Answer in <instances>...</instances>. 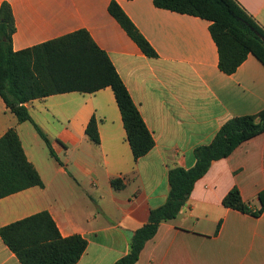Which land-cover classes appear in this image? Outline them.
I'll return each mask as SVG.
<instances>
[{"label":"crops","instance_id":"crops-1","mask_svg":"<svg viewBox=\"0 0 264 264\" xmlns=\"http://www.w3.org/2000/svg\"><path fill=\"white\" fill-rule=\"evenodd\" d=\"M112 1L0 0V9L3 3L12 8L16 52L88 31L155 140L135 160L110 87L32 100L26 103L32 121L23 123L0 95V139L15 129L43 182L0 199V228L47 211L63 237L87 240L77 264H115L126 256L135 231L167 202L170 170L193 168L195 151L209 145L225 123L264 110L263 63L251 54L234 74L223 73L209 21L157 8L153 0H117L156 50L158 57L150 58L111 15ZM237 1L264 27V0ZM93 117L99 145L86 134ZM115 179L123 181L122 189L112 186ZM234 187L245 202L259 206L264 132L212 163L178 217L159 225L136 264H264V213L254 217L224 207ZM0 264H21L1 237Z\"/></svg>","mask_w":264,"mask_h":264},{"label":"trees","instance_id":"trees-1","mask_svg":"<svg viewBox=\"0 0 264 264\" xmlns=\"http://www.w3.org/2000/svg\"><path fill=\"white\" fill-rule=\"evenodd\" d=\"M157 8L200 17L209 21L210 32L219 53V68L234 74L254 55L264 65V27L237 0H153ZM109 12L140 47L157 58L158 54L137 26L113 0ZM16 31L12 8L3 3L0 9V95L21 123L32 121L26 103L51 95L70 92L95 93L110 87L122 114L128 141L135 160L147 155L155 140L147 128L125 83L108 54L86 30L22 51H14L12 38ZM57 158L49 138L36 126ZM264 132V110L255 115L236 117L225 123L214 140L195 151L196 165L191 169L176 167L169 172L170 192L167 202L150 212L149 221L134 233L130 252L115 264H136L146 243L163 222L178 217L188 202L195 184L209 171L212 163L227 158L243 142ZM86 134L100 144L98 124L93 117ZM43 186L36 168L27 159L15 129L0 139V199L25 189ZM118 190L121 179L112 181ZM259 206L242 199L234 187L223 200L226 208L254 217L264 213V191L258 195ZM222 222L217 226L218 234ZM0 237L21 264H77L88 242L81 235L63 237L51 214L37 213L0 228Z\"/></svg>","mask_w":264,"mask_h":264},{"label":"rangeland","instance_id":"rangeland-1","mask_svg":"<svg viewBox=\"0 0 264 264\" xmlns=\"http://www.w3.org/2000/svg\"><path fill=\"white\" fill-rule=\"evenodd\" d=\"M44 146V145H43ZM45 152L47 153V154H49V150H48V148H47V146L45 145Z\"/></svg>","mask_w":264,"mask_h":264}]
</instances>
